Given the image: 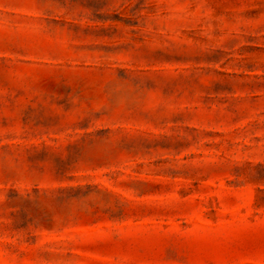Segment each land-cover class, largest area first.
Here are the masks:
<instances>
[{"label":"rangeland","instance_id":"rangeland-1","mask_svg":"<svg viewBox=\"0 0 264 264\" xmlns=\"http://www.w3.org/2000/svg\"><path fill=\"white\" fill-rule=\"evenodd\" d=\"M0 264H264V0H0Z\"/></svg>","mask_w":264,"mask_h":264}]
</instances>
